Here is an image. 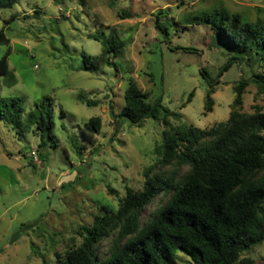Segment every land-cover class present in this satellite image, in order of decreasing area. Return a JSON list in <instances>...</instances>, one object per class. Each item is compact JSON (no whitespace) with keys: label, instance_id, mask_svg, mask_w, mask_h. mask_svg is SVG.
<instances>
[{"label":"rangeland","instance_id":"obj_1","mask_svg":"<svg viewBox=\"0 0 264 264\" xmlns=\"http://www.w3.org/2000/svg\"><path fill=\"white\" fill-rule=\"evenodd\" d=\"M213 12L264 22V0H18L0 9V31L10 40L0 44V58L9 51L8 67L16 80L6 86L0 75V98L19 97L23 107L16 123L0 119V264H42L40 257L55 264L56 254L63 257L81 244L83 228L92 225L99 207L116 211L126 187L143 188L146 170L173 173L175 166L158 164L154 152L164 129L160 121L147 119L140 128L123 120L114 124L110 107L120 115L129 78L149 94L147 103L161 100V114L179 116L169 118L174 128L209 129L228 119L233 86L251 71L234 65L218 77L229 55L211 46V31L199 20L200 14ZM156 21L164 32H157ZM109 37L121 45L110 57L116 68L82 71L81 55H99ZM202 69L209 79H220L209 113H204L209 87ZM256 90L254 85L246 89L244 113L255 104L264 109V95ZM79 94L98 105L86 106ZM43 100L51 101L53 126L40 133L28 113ZM0 111L9 119L11 110L0 104ZM94 117L101 119V129L88 145L84 124ZM187 170L183 166L176 172ZM168 197L157 196L143 210L141 222ZM109 246L110 239L98 246L100 264ZM196 256L179 252L175 264H198ZM245 256L264 264V243Z\"/></svg>","mask_w":264,"mask_h":264},{"label":"trees","instance_id":"obj_2","mask_svg":"<svg viewBox=\"0 0 264 264\" xmlns=\"http://www.w3.org/2000/svg\"><path fill=\"white\" fill-rule=\"evenodd\" d=\"M17 1L0 0V9L12 8ZM123 13L126 18H133ZM15 17L11 16L10 20ZM199 20L211 31V46L223 48L229 55L218 77L234 65L251 71L233 86L228 119L209 129L184 124L174 128L169 118L179 119V116L167 111L161 114V100L147 103L149 94L129 78L120 115L116 116L110 107L114 124L123 120L140 128L147 119L160 121L164 129L154 152L158 164L174 165L175 169L164 176L146 170L143 188L134 191L126 187L116 211L99 207L92 225L83 228L81 244L70 248L63 257L56 254L55 264H100L98 246L105 239H110V246L104 264H175L179 252L197 255L198 264H254L245 255L264 243V109L258 104L252 106L250 113L242 109L243 95L250 85L256 87L258 96L264 95V22H242L239 15L224 12L202 13ZM159 25L162 24L156 21L157 32H164L165 28ZM99 36L92 39L101 40ZM9 43L1 30L0 44ZM118 46L121 47L120 43L109 37L99 55L82 54L81 70L94 73L102 65L116 68L110 57L118 55ZM8 52L0 58V75L5 78L6 86H11L16 80L8 67ZM254 68L263 71L256 73ZM247 72L242 73L247 75ZM200 74L209 87L204 104V113H209L213 107L211 95L220 79H209L205 69ZM77 96L86 106L98 105L82 94ZM0 104L11 110L9 119L0 111V119L16 123L23 112L22 99L0 98ZM50 107L51 101L43 100L28 113V121L37 132L51 130ZM100 129L99 117L85 122L86 144L95 143ZM43 145L41 140L39 148ZM74 148L81 155V147ZM183 166L188 170L178 175L176 171ZM113 192L108 190L109 194ZM161 194H169L168 199L141 222L143 210ZM40 258L42 264H49Z\"/></svg>","mask_w":264,"mask_h":264},{"label":"built area","instance_id":"obj_3","mask_svg":"<svg viewBox=\"0 0 264 264\" xmlns=\"http://www.w3.org/2000/svg\"><path fill=\"white\" fill-rule=\"evenodd\" d=\"M34 68H36V67H34Z\"/></svg>","mask_w":264,"mask_h":264}]
</instances>
